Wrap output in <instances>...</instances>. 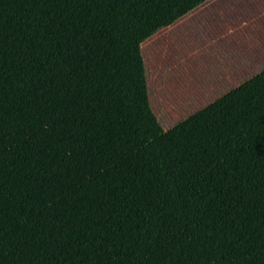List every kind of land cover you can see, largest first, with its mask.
Segmentation results:
<instances>
[{
    "label": "trees",
    "instance_id": "trees-1",
    "mask_svg": "<svg viewBox=\"0 0 264 264\" xmlns=\"http://www.w3.org/2000/svg\"><path fill=\"white\" fill-rule=\"evenodd\" d=\"M211 0H0V264H264V70L163 130L142 45Z\"/></svg>",
    "mask_w": 264,
    "mask_h": 264
},
{
    "label": "rangeland",
    "instance_id": "rangeland-1",
    "mask_svg": "<svg viewBox=\"0 0 264 264\" xmlns=\"http://www.w3.org/2000/svg\"><path fill=\"white\" fill-rule=\"evenodd\" d=\"M186 16L142 45L151 108L163 130L264 70L263 46L202 37Z\"/></svg>",
    "mask_w": 264,
    "mask_h": 264
},
{
    "label": "crops",
    "instance_id": "crops-1",
    "mask_svg": "<svg viewBox=\"0 0 264 264\" xmlns=\"http://www.w3.org/2000/svg\"><path fill=\"white\" fill-rule=\"evenodd\" d=\"M190 15L202 37L233 47L264 45V0H211Z\"/></svg>",
    "mask_w": 264,
    "mask_h": 264
}]
</instances>
